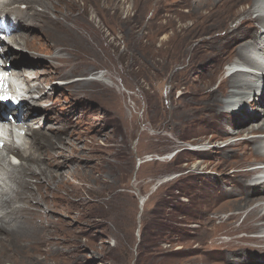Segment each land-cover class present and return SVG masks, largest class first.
<instances>
[{
  "label": "rangeland",
  "instance_id": "374dc122",
  "mask_svg": "<svg viewBox=\"0 0 264 264\" xmlns=\"http://www.w3.org/2000/svg\"><path fill=\"white\" fill-rule=\"evenodd\" d=\"M191 1L183 0V5L180 0L63 3L67 11L76 13L68 22L71 31L65 33V52L69 61L72 58L73 70L68 76L60 72L65 69L57 70L53 80L43 83V90L51 89L52 96L43 100L33 118L34 128L54 142L49 143L50 155L61 152L55 147L59 144L68 155L78 157L67 171L76 167L77 176L71 181L80 189L69 202L53 201L56 204L49 210L32 201L42 216L46 211L52 216L53 230L39 221L37 212L33 232H28L32 235L19 233L16 214L1 217L0 264H203L205 257L196 249L217 248L212 240L201 245L197 235L202 234L204 213L214 207L223 186L213 179L219 178V171L211 170L222 157L218 152L240 139L228 135L233 132L231 119L217 111L231 100L229 68L239 60L238 50L247 51V44L257 39L253 27L232 31L254 0L231 10L219 0H209V5L205 0ZM18 7L24 10L27 4ZM61 7L56 2L51 9L53 19L57 18L53 12H67ZM37 10L42 6L38 4ZM6 18H0L6 26H11L10 19L15 21L12 15ZM23 25L15 21L7 35L22 32ZM38 42L47 47L41 37ZM16 53L15 72L62 64L47 53ZM101 74L110 85L98 80ZM258 80L264 89V71ZM59 82L67 83L59 87ZM253 89L244 90V97ZM227 109H248L250 115H261L262 110L244 100ZM146 196L142 207L140 199ZM19 220L21 226L28 223L24 216ZM49 237L57 241L49 244ZM34 238L41 240L25 243ZM263 259L261 254L253 255L245 264Z\"/></svg>",
  "mask_w": 264,
  "mask_h": 264
},
{
  "label": "bare ground",
  "instance_id": "6f19581e",
  "mask_svg": "<svg viewBox=\"0 0 264 264\" xmlns=\"http://www.w3.org/2000/svg\"><path fill=\"white\" fill-rule=\"evenodd\" d=\"M66 1L68 0L0 1V13L2 16L8 17L12 15L15 17L16 22H23V24H25V26L23 25L24 30L22 32L5 36L2 38L3 40L0 39V45L6 44V46L2 47L3 57L11 60L14 66H17L16 51H36L40 54L47 53L46 55L50 56L52 61H59L62 63L61 65L45 63V67L39 70L27 71L21 69L16 72V76L22 82L20 83L23 84L22 90L27 94H32V96H29L27 102H25V107L28 111L26 121H33V114L38 111V108L43 106L41 101L52 96L51 89L48 91L43 90V83L53 80L54 73L56 75L58 72L57 70L65 69L66 72L60 71L63 76L71 75L73 70L72 68L70 69L73 62L72 58L69 61V54L65 52L67 50L65 33L71 31L68 22L76 13L69 10L67 11L64 8L63 3ZM205 1V5L210 4L209 0ZM219 1L221 5L223 4L226 6V9L228 8L231 10L233 7L236 8L241 2L243 3L251 0ZM5 2L7 3L5 4ZM56 2L61 4V11L66 10L67 12H63L62 14L53 12L54 15L57 16L56 19H53L51 9L54 8ZM19 3H25L27 7L21 10L18 7ZM38 4L42 6V10L40 11L37 10ZM179 4L183 5V0H180ZM202 8V6L198 7V10ZM241 14L244 15L245 19L232 31L236 32L244 27H253L254 31L252 30L253 32L251 33L255 34L254 38H256L257 35V39L247 44V51L246 49L238 50L237 57L239 60L231 64L229 68L230 75L228 80L234 88L230 93L231 100L227 101L228 103L224 102L225 105L223 109L218 106L220 108L217 114L231 119V124H229L233 132H227L228 135H236L240 137V139L229 143L225 147V150H222L223 152L219 151L218 154L222 157H220L218 159L219 162L214 164L211 168V170L219 171V178L213 176V179L217 180V182H222L223 186L220 194L216 197L214 207L204 213V220L200 222L202 234L197 235V237L201 236L198 238L201 245L212 240L217 243V248L220 249L216 250L217 248H213L208 250L207 247L200 246L196 249V252L190 250L189 252L192 254L193 252H201L202 255L200 256L205 257V259H203V264H245L247 259L251 260L253 255L260 254L262 258H264V195L255 196L256 192L264 194V89L261 88V83L258 80L260 71H264L261 69L264 68V0H254L253 5L248 8V10L242 11ZM253 14H256V18H252ZM103 16L105 17V15ZM6 20H8V18H6ZM194 27L196 26L194 25ZM1 28L2 26H0V29ZM257 28H260L259 33L257 32ZM251 33L247 35L253 38V34ZM198 35L199 34H197V36ZM39 37L47 44V47H43L39 44ZM243 37H246V35L244 34ZM181 47L182 46H180V48ZM103 78V75L101 77L99 76L98 80L105 82ZM66 83L59 82L57 85L61 87L63 86L62 84ZM105 83L110 85L107 82ZM86 84H89V82ZM58 86H56V89ZM252 87L255 89L249 90L247 97H244V90ZM242 95L243 99L240 98ZM240 99L244 100L245 104L251 101L259 104V107L262 108L260 111L261 115H250L248 109L230 112V109L227 108L233 105V103L242 102ZM42 111L45 112L46 110L42 109ZM261 116H263V118H261ZM258 119L260 120L258 121ZM31 123H25L23 126L19 127V130L23 131L26 130L25 126L29 125L26 136H23L15 127H8L7 122L0 128V141L5 143V146L0 151V218H7L10 215L16 214V224L19 233L20 231L24 233L33 232L34 226L32 227L31 225L34 224L36 212L38 213L39 221H46L51 229L56 226H54V222L50 223L52 222L50 221L52 216L47 213V211L44 216L41 215L40 209L32 203L33 200L44 203L47 206V210H49L56 204H54L53 201L62 200L69 202L72 193L74 191L78 192L80 189L78 183L77 185L75 182L71 181L72 176H77L75 171L76 167H73L70 172L67 171L69 164L75 159H78V157L74 153L68 155L66 153L67 148L59 144H55V147L60 148L61 152L50 155L49 143L54 144V142L40 134L39 129L36 130L33 128V123L35 122ZM20 144L23 149H21ZM6 150H8V153ZM10 155H15L16 158L18 157L20 159L19 161H21L19 163L20 165L17 166V162L13 160ZM61 158H63V161H60ZM208 166L210 167V165ZM230 169L233 171H229ZM147 201L148 196L141 198V206L143 207ZM9 209L12 211H9ZM20 216H24L28 223L24 222L21 226L19 222ZM11 226L13 225H9L8 227ZM28 234L32 235L33 233ZM38 236H41V234ZM39 240L41 239L34 238L28 241L25 239V243L30 245L35 241L39 242ZM47 240L49 244L50 242L57 241L54 240V237H49ZM32 250L33 249H31V251ZM190 260L192 263L197 262L195 258H191ZM259 264H264V259Z\"/></svg>",
  "mask_w": 264,
  "mask_h": 264
},
{
  "label": "clouds",
  "instance_id": "9594fccd",
  "mask_svg": "<svg viewBox=\"0 0 264 264\" xmlns=\"http://www.w3.org/2000/svg\"><path fill=\"white\" fill-rule=\"evenodd\" d=\"M0 1H5V0H0ZM1 17L2 14L0 13V18ZM7 18L10 19L9 16ZM10 22H11V26H6L5 25L6 22L4 19L0 21V26H2V28L0 29L1 32L0 38L15 34L12 33L10 35H7L6 33V31H8L10 27L15 25L14 20L10 19ZM13 66L14 63L11 60L5 59L3 57V48L2 45H0V97H6L5 99H0V128L7 122L8 127H15L17 130H19V127L23 126L25 123L34 122L35 118L33 121H26L28 111L25 107V102H27L29 96H32V94H27L25 93L24 90H22L23 84H21L22 83L21 80L16 76L17 74L16 72H18V70H16L15 72L13 70ZM43 100L41 101V103L43 102ZM39 109L40 108H38L37 112H39ZM37 112H35L34 114H36ZM28 126L29 125L25 126L26 130L23 131L19 130L23 136H26V131L28 130ZM4 146L5 143L0 141V151ZM21 149H23L22 145H21ZM6 152L8 153V150H6ZM10 156L12 157L13 160L15 159L18 160L17 163L18 166L20 163L19 158L18 157L16 158L15 155H10ZM173 156L174 155H171L170 157Z\"/></svg>",
  "mask_w": 264,
  "mask_h": 264
},
{
  "label": "snow or ice",
  "instance_id": "6c2138e0",
  "mask_svg": "<svg viewBox=\"0 0 264 264\" xmlns=\"http://www.w3.org/2000/svg\"><path fill=\"white\" fill-rule=\"evenodd\" d=\"M6 97H0V99H5Z\"/></svg>",
  "mask_w": 264,
  "mask_h": 264
}]
</instances>
